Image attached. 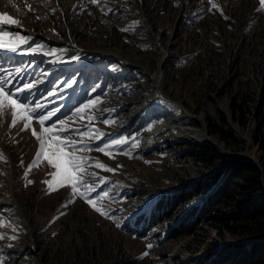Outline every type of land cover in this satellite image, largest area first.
Instances as JSON below:
<instances>
[{
    "label": "rangeland",
    "instance_id": "1",
    "mask_svg": "<svg viewBox=\"0 0 264 264\" xmlns=\"http://www.w3.org/2000/svg\"><path fill=\"white\" fill-rule=\"evenodd\" d=\"M65 1L73 5L66 23L52 0L25 4L27 9L32 5L50 13L25 12L22 20L33 34L12 26L5 31L10 32L9 40H15V34L25 38L19 51L43 56L3 63L0 70L10 73L18 88L31 82L32 88L26 90L27 100L34 101L30 107L46 105L45 114L58 110L45 127L55 123L53 131H66L59 139L91 149L70 152L49 138L29 169L40 150L32 135L41 131L38 119L31 118L21 132L27 112L16 108L13 123V106L0 109V264H192L216 246L253 239L243 230L218 228L205 220L193 236L177 233L235 164L246 162L239 160L253 159L259 167L264 160L261 0ZM65 26L85 50L119 54L121 59L68 54L61 44L68 37ZM130 61L138 64L127 65ZM154 80L166 99L202 120L208 142H177L164 119L149 116ZM234 101L242 107L243 119L233 116ZM77 108L82 114L72 115ZM194 127L201 128L198 123ZM77 128L89 131L84 135L71 131ZM98 134L105 135L96 139ZM227 135L232 140L223 142ZM112 139L126 141L123 151L97 150ZM205 147L216 151L212 160L197 161ZM70 155L90 165L80 172L68 169L89 181L76 188L75 195L72 182L64 179ZM57 163L59 169L53 167ZM97 163L105 168L95 167ZM109 168L115 171L105 170ZM85 171L88 175H82ZM56 172L60 174L54 176ZM213 179L216 184L202 196L180 204L167 217H156L150 225L163 199ZM93 188L96 207L107 215L96 212L79 195Z\"/></svg>",
    "mask_w": 264,
    "mask_h": 264
},
{
    "label": "trees",
    "instance_id": "2",
    "mask_svg": "<svg viewBox=\"0 0 264 264\" xmlns=\"http://www.w3.org/2000/svg\"><path fill=\"white\" fill-rule=\"evenodd\" d=\"M230 109L233 116L243 119L245 113L236 101ZM244 124L245 120H241L240 125L245 126ZM231 140V135L222 138L223 142ZM261 149L264 151V145ZM215 152L211 147H205L202 156L198 154L195 159L201 162L211 161L210 155ZM214 184L215 179L186 194L163 199L155 207L158 216L151 218L150 225L155 224L156 217H167L175 207L202 196L205 190ZM214 192L196 207L188 221L182 222L181 230L177 234L193 236L205 220L218 228L224 226L231 231L243 230L242 233L253 235V239L238 244L216 246L202 257L195 258L192 264H264V160L260 161L259 168L254 163L237 162Z\"/></svg>",
    "mask_w": 264,
    "mask_h": 264
},
{
    "label": "snow or ice",
    "instance_id": "3",
    "mask_svg": "<svg viewBox=\"0 0 264 264\" xmlns=\"http://www.w3.org/2000/svg\"><path fill=\"white\" fill-rule=\"evenodd\" d=\"M97 0H91V3L96 4ZM207 2L211 3V0H207ZM262 5H264V0H261ZM210 10V9H209ZM115 10L113 9H109L110 13H114ZM107 14V13H106ZM39 18V17H38ZM9 22V18L7 17L6 14H0V49L5 48V44L2 42L3 41V37L4 36H9L10 32L9 31H5L4 28L2 27L3 24L8 23ZM12 24H16L17 21L12 20L11 21ZM23 41L24 43H27V41L25 40V38L22 35L19 34H15V40H9L8 44L11 45V47L9 48V50L13 53L18 52L19 49V42ZM29 51H34V49H30ZM75 59V57L73 58ZM17 73H19L21 71V69H16ZM64 83H67L66 81ZM15 88V91H13V89ZM32 88V84L31 82L25 83L23 85V88H18L16 87V85L13 84V80L11 77V74H5L2 70H0V109H2L3 107L7 106H13V111H12V116H13V123H15V117L17 116V111L16 108H19L21 111L23 112H27V115H25L23 117L24 121H25V127L23 129H21V132L25 131L28 127V121L31 118H37L39 125L41 127V131L39 133H37L36 131L32 132V135L34 137L37 138V140L40 143V150L37 152L36 157L34 158L32 164L29 165V169H31L36 161L39 159L40 155L43 153L45 144L47 142V140L49 138H52V143L59 145L62 149L63 148H67L69 149L70 152H75V151H80V150H90L91 149V145L88 144H76L73 143L71 141H65L62 139H59L60 136L65 135L66 131L65 130H61V131H53V129L56 128V124L53 123L50 127H45V124L47 121H49L51 119L52 116L56 115V111H48L47 114H45L44 111V107H46V105L44 107H41L40 105H37V107L32 108L30 107L31 103L33 102H29L27 100V95L30 94V91L26 93V90H30ZM95 90V88L93 89V91ZM14 97V98H13ZM21 97H24V99H21ZM99 98H97L98 100ZM19 101V103H17ZM10 102V104H9ZM90 105L89 104H84L83 107L84 108H88ZM71 111V110H70ZM82 114V109L81 108H77L75 112L72 113V115L74 116H80ZM92 119H95V117H93ZM61 125H63V121H60ZM104 123H108L107 120L104 121ZM72 132L76 133V134H87L89 129H72ZM91 131L96 132L98 130L92 129ZM105 134H98L96 136V139H101ZM126 141L121 140V139H112L110 142L105 140L104 143V147L100 148L99 146H97V150L105 152L106 154L111 151L112 149H115L116 151H123V144ZM111 145V147H110ZM63 155V153H61ZM49 163L51 164L52 161L49 160ZM90 165L84 160V158H80L79 160L77 159V157H75L74 155H70L67 157V164H66V168L64 171V179L71 181L72 182V187H73V194H77L75 192V189L78 187H85L89 181L84 180L82 178H80V176H73L71 174V172L68 171V169H71L72 171L75 172H80L82 169H86L88 168ZM53 167L59 169L60 165L57 164H53ZM95 167L98 168H105V166L103 164H99L97 163L95 165ZM118 167H120L118 165ZM107 171H115V169H105ZM59 172L54 173L53 175H59ZM82 175H88V173L85 171L82 173ZM29 183H32V181H29ZM102 183H107V181H102ZM49 187L51 188V185H49ZM95 188L91 189L90 192L87 193H79V195L81 196V198H83L85 200V202H87L90 206L93 207V209L100 213L101 215H107L106 212L102 211L101 208L96 207L93 197L91 195V192H94ZM72 202V201H69ZM67 205H65L66 207ZM119 226V225H118ZM0 238H3L2 236H0ZM14 238V237H12ZM10 246V245H9ZM148 247L150 248L151 245H148ZM144 255H148V253H144Z\"/></svg>",
    "mask_w": 264,
    "mask_h": 264
},
{
    "label": "bare ground",
    "instance_id": "4",
    "mask_svg": "<svg viewBox=\"0 0 264 264\" xmlns=\"http://www.w3.org/2000/svg\"><path fill=\"white\" fill-rule=\"evenodd\" d=\"M28 1H31V0H0V14H6L7 17H9L8 13H10V16H12V17H10L11 20L17 21L16 24H12V25H9L8 23L3 24L2 27L4 28V30H5L6 26H9V27L12 26L14 28V30L20 31V33L33 34L32 30L30 32L29 31L30 29L26 28L25 20H22L25 18V17H23V16H25V12L27 10H29V11L34 10V12L36 11V13L41 12V14H43L44 16H48L47 13H50L46 9L45 10L36 9L32 5H31L30 9L25 8L26 3H27V5L30 4V2H28ZM140 1L142 2V0H140ZM140 1L137 0V3H139ZM52 3L55 4V6L57 8H59V14H60L59 16L64 20L63 22L66 23V21H68L67 10L69 9V7L73 6L72 3H69V2L66 3L65 0H52ZM145 19H146L145 14L143 13L142 20H145ZM146 24H147V22H146ZM65 27H66V29H68L67 26H65ZM67 36H68L67 40L62 41L61 44L64 45L65 50L67 51L68 54L69 53L70 54H78V55L94 54L95 56H98L100 59L101 58H111V59H116V60L121 59L119 54L118 55L117 54L112 55L110 53L103 52V51L100 52V51L85 50L84 48L81 47V45L77 44V42L75 41V36L71 32L70 28L68 29ZM49 38L54 39L53 37L52 38L49 37ZM8 41H9L8 36H4L2 42L5 44V48L0 49V68H1V64H3V63H7L10 61H20L25 56L27 58L28 57L36 58V57H42L43 56L42 53H39L38 51H36V52L18 51L16 53H13L9 50L11 45L8 44ZM53 41H56V40H53ZM34 54H35V56H34ZM47 55L52 56L53 54L52 55L47 54ZM46 57L48 58V56H46ZM122 60H124V59H122ZM123 64H125V63H123ZM137 64L138 63H136L134 61H130L129 64H127V65L134 66ZM142 65H140V66H142ZM155 82H154V84L156 86L158 81H155ZM155 89L156 90L154 91L152 98L149 99V102H151V105H154V107L152 109L150 108L151 110H149V113H150L149 116L153 117L156 120L158 118L164 119L165 125L168 128L167 132L177 142H180V143L195 142V143H199V144H202L204 142H208V138L206 135L207 132L205 133V127L201 126L202 120L200 118L194 117L191 113L184 110L179 104L174 103L170 99H166V97H164V95H162V93L160 92V88L158 89V86H156ZM154 97H157V98L153 99ZM144 98H145V96H144ZM195 123H198L201 128H199V129L195 128L194 127ZM160 134H162V133H160ZM227 158H230V156ZM12 205H13V202H12Z\"/></svg>",
    "mask_w": 264,
    "mask_h": 264
},
{
    "label": "water",
    "instance_id": "5",
    "mask_svg": "<svg viewBox=\"0 0 264 264\" xmlns=\"http://www.w3.org/2000/svg\"><path fill=\"white\" fill-rule=\"evenodd\" d=\"M239 161H246L249 163H254L259 168V164H257L253 159L252 160H239Z\"/></svg>",
    "mask_w": 264,
    "mask_h": 264
}]
</instances>
